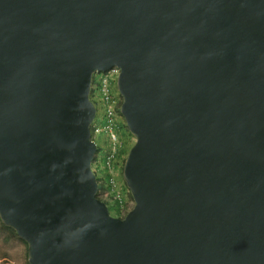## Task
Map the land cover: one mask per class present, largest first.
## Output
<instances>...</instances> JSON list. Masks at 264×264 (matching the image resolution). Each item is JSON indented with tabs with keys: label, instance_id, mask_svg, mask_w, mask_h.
Here are the masks:
<instances>
[{
	"label": "water",
	"instance_id": "95a60500",
	"mask_svg": "<svg viewBox=\"0 0 264 264\" xmlns=\"http://www.w3.org/2000/svg\"><path fill=\"white\" fill-rule=\"evenodd\" d=\"M114 67L124 218L92 168ZM0 221L28 264H264V0H0Z\"/></svg>",
	"mask_w": 264,
	"mask_h": 264
},
{
	"label": "built area",
	"instance_id": "2783aa9c",
	"mask_svg": "<svg viewBox=\"0 0 264 264\" xmlns=\"http://www.w3.org/2000/svg\"><path fill=\"white\" fill-rule=\"evenodd\" d=\"M119 75L117 67L94 75L90 99L97 114L91 134L98 149L93 168L104 186L99 197L106 203L110 202L113 208L119 203L113 215L118 213L116 217H124L133 208L134 201L122 178L131 140L126 137L127 125L120 110L122 100L115 89ZM0 264L12 263L0 257Z\"/></svg>",
	"mask_w": 264,
	"mask_h": 264
},
{
	"label": "rangeland",
	"instance_id": "374dc122",
	"mask_svg": "<svg viewBox=\"0 0 264 264\" xmlns=\"http://www.w3.org/2000/svg\"><path fill=\"white\" fill-rule=\"evenodd\" d=\"M115 89L118 92L117 85H116ZM127 135H128V137H131L128 129H127ZM131 138L133 140V137H131ZM97 143H98V146L101 148V146H102L101 142L98 141ZM128 153H127V155H128ZM122 178H123V170H122ZM109 205H110L109 207L111 209H113L110 202H109ZM0 255H2V256L6 255L4 257H7L9 259L12 258L11 259L12 262L15 260L14 261L15 263H18L17 262L18 259L22 260V262H23L26 258L25 257L26 245L24 243H22L15 236H12L11 234H9L6 230L2 229L1 224H0Z\"/></svg>",
	"mask_w": 264,
	"mask_h": 264
},
{
	"label": "clouds",
	"instance_id": "9594fccd",
	"mask_svg": "<svg viewBox=\"0 0 264 264\" xmlns=\"http://www.w3.org/2000/svg\"><path fill=\"white\" fill-rule=\"evenodd\" d=\"M99 73V72H98ZM95 74H97V73H95ZM94 74V75H95ZM94 75H93V78H94ZM92 87H93V79H92ZM92 87H91V91H92ZM117 89H118V83H117ZM118 93H119V91H118ZM119 96L121 97V95H120V93H119ZM121 100H122V102H123V98L121 97ZM122 105V104H121ZM121 110V109H120ZM122 113V112H121ZM96 114H97V110H96ZM123 115V114H122ZM124 117V116H123ZM124 119H125V117H124ZM126 121V120H125ZM93 124V123H92ZM126 125H127V122H126ZM127 129L129 130V128H128V126H127ZM91 133H92V126H91ZM129 133H130V131H129ZM131 134V133H130ZM91 137H92V134H91ZM131 137H133V140H132V138ZM131 137H129V139L131 140V142H130V146H129V150H130V148H132V146L135 144V137L131 134ZM97 152H98V149H97ZM129 152V151H128ZM96 156H97V153H96ZM96 156H95V159H96ZM128 156V155H127ZM95 159H94V161H93V164H92V168H93V165H94V162H95ZM127 159V158H126ZM124 169V168H123ZM93 171H94V168H93ZM94 173H95V171H94ZM96 174V173H95ZM96 177H97V174H96ZM97 180H98V182H99V186H100V180L97 178ZM124 180V179H123ZM124 184H125V186H126V183H125V181H124ZM126 188L128 189V187L126 186ZM129 190V189H128ZM99 191H100V188H99ZM129 192H130V190H129ZM101 193V192H100ZM130 194H131V192H130ZM100 196V194L98 193V197ZM131 197H132V195H131ZM100 198V197H99ZM101 199V198H100ZM132 199H133V197H132ZM102 200V199H101ZM103 201V200H102ZM134 201V200H133ZM105 202V201H104ZM106 203V202H105ZM107 204V203H106ZM135 204V203H134ZM108 205V204H107ZM109 207V206H108ZM134 207V206H133ZM109 209H110V207H109ZM111 212V211H110ZM111 214L113 215V213L111 212ZM128 214V213H127ZM126 214V215H127ZM125 215V216H126ZM114 216V215H113ZM124 216V217H125ZM116 217V216H115ZM124 217H117V218H124ZM4 256H6V255H4ZM4 256H2V255H0V257H2V258H5V259H8V261H10L11 263H12V260L11 259H9V258H7V257H4Z\"/></svg>",
	"mask_w": 264,
	"mask_h": 264
},
{
	"label": "trees",
	"instance_id": "16d2710c",
	"mask_svg": "<svg viewBox=\"0 0 264 264\" xmlns=\"http://www.w3.org/2000/svg\"><path fill=\"white\" fill-rule=\"evenodd\" d=\"M129 131V130H128ZM130 136H131V134H130ZM126 137H128V135H127V132H126ZM129 138V137H128ZM123 154V152H121L120 153V155H122ZM104 190V186H103V184H101V182H100V191H99V194H100V192H102ZM131 195V194H130ZM107 203H109V202H107ZM118 205H119V203H117V205L113 208V209H111L110 208V211L112 212V213H114L115 211H116V207H118ZM117 213V212H116ZM118 214V213H117ZM117 214H115V215H117ZM114 215V216H115ZM0 224H1V227H2V229H4V230H6L9 234H11L12 236H15L16 238H18L22 243H24L25 245H26V255H25V257H26V264H28V255H27V244L24 242V241H22L19 237H18V235L16 234V232L13 230V229H11V228H9V227H7V226H5L1 221H0Z\"/></svg>",
	"mask_w": 264,
	"mask_h": 264
},
{
	"label": "crops",
	"instance_id": "0c3cea01",
	"mask_svg": "<svg viewBox=\"0 0 264 264\" xmlns=\"http://www.w3.org/2000/svg\"><path fill=\"white\" fill-rule=\"evenodd\" d=\"M10 258H11V257H10ZM11 259H12V258H11ZM14 261H15V260H14ZM14 261L12 262V264H26V258H25V260H24L23 262H22V260H19V259L17 260L18 263H15Z\"/></svg>",
	"mask_w": 264,
	"mask_h": 264
}]
</instances>
